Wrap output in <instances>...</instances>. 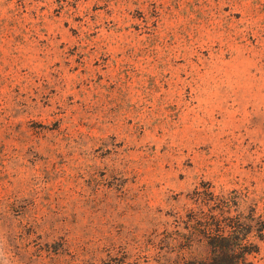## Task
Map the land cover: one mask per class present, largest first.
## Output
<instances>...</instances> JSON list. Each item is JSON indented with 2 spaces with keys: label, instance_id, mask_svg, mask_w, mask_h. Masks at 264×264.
<instances>
[{
  "label": "rangeland",
  "instance_id": "1",
  "mask_svg": "<svg viewBox=\"0 0 264 264\" xmlns=\"http://www.w3.org/2000/svg\"><path fill=\"white\" fill-rule=\"evenodd\" d=\"M235 217L264 264V0H0V264L207 261Z\"/></svg>",
  "mask_w": 264,
  "mask_h": 264
},
{
  "label": "trees",
  "instance_id": "2",
  "mask_svg": "<svg viewBox=\"0 0 264 264\" xmlns=\"http://www.w3.org/2000/svg\"><path fill=\"white\" fill-rule=\"evenodd\" d=\"M235 219L228 224L227 234L218 233L214 236L211 243L213 254L209 260L187 261L181 264H246V255L251 254L254 250L251 244L245 245L238 242L241 239V224L237 217Z\"/></svg>",
  "mask_w": 264,
  "mask_h": 264
}]
</instances>
